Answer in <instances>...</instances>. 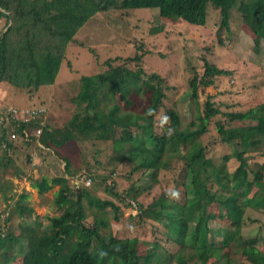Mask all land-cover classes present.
Returning <instances> with one entry per match:
<instances>
[{"label":"trees","instance_id":"obj_1","mask_svg":"<svg viewBox=\"0 0 264 264\" xmlns=\"http://www.w3.org/2000/svg\"><path fill=\"white\" fill-rule=\"evenodd\" d=\"M210 6L220 13L218 45H223L220 33L230 32L231 14L238 9L253 51L264 53V0H0V20L5 18L0 29V89L7 84L33 96L40 89L54 85L68 44L98 13L122 12L121 16H126L129 10L154 9L159 23L183 21L203 28ZM161 31L163 28L156 25L149 29L152 34ZM144 51L140 45L133 56L107 59L101 73L81 77L78 92L70 98L76 111L62 127L54 129L47 119L42 127L44 120L39 115L16 127L13 140L10 138L13 123L3 120L0 176L9 175L16 142L27 154L31 147L37 148L38 140L32 133L39 128H42L40 143L50 150L76 142H111L119 164L129 163L130 174L142 172L151 179L158 178L165 169L163 165L168 166L169 160L177 157L182 163L179 198L162 194L147 206L137 204L138 218L159 223L171 249L153 242L149 261L140 260L134 250L138 240L121 239L108 228V209L118 221L119 208L109 199L97 198L89 189L98 179L104 191L114 198L120 201L128 198L136 203L138 188L132 185L124 194H117L116 184L110 178L116 174L115 170L107 177L95 174L92 178L89 173L88 187L70 186L64 175L74 177L77 171L70 170L71 158H64L63 176L50 181L42 178L32 185L39 195L58 186L53 204L64 209L62 215L49 219L43 229L24 221L18 234L9 229L11 218L3 222L0 218V264H16L18 260L21 264H190L192 261L193 264H236L237 256L243 257L246 264H264V238L256 234L245 239L242 235L248 219L246 213L264 212V102L245 112L226 113L225 124L215 123L216 130L223 133L222 142L230 145L232 152L214 165L206 158L200 138L208 132L210 120L220 110L210 99L201 105L199 93L213 87L217 80L232 76V71L219 68L205 56L201 58L200 71L196 67L190 69L188 96L197 109V120H191L183 128L175 105L165 106L169 102L165 80L156 73H147L141 66L147 54ZM161 110L163 114L159 117ZM232 123L241 125L231 127ZM115 128L133 129V133L111 138ZM22 131L29 133L27 138ZM258 151L261 160L254 155ZM231 162L237 163L232 171L228 169ZM25 164L29 166L30 155ZM131 203L127 205L132 207ZM213 205L224 212L215 213ZM20 210L22 219L33 214L25 205ZM89 217L93 219L92 226L85 223ZM220 219L226 221V228L213 231L209 223ZM258 231L264 233V224ZM216 235L221 240L213 241L211 237ZM256 257H260L259 262ZM212 258L218 260L210 263Z\"/></svg>","mask_w":264,"mask_h":264},{"label":"rangeland","instance_id":"obj_2","mask_svg":"<svg viewBox=\"0 0 264 264\" xmlns=\"http://www.w3.org/2000/svg\"><path fill=\"white\" fill-rule=\"evenodd\" d=\"M128 12L126 16H121L123 15L122 12L94 15L79 29L73 41L68 44L66 58L61 64L54 85L47 87L45 90L42 89V92L46 94L41 97L40 103L45 105L47 109L48 123L51 127L59 128L64 126L67 120L74 115L76 109L70 102V98L78 92L81 77L101 73L104 70L102 64L105 60L116 57H131L134 55L135 48L142 45L147 54L143 57L141 66L147 73H156L165 80L166 85L169 87V90L166 91L168 94L167 101L169 102H166L165 106L172 107L173 104L175 105L184 128L190 124L191 120H197V109L188 96L190 69L196 67L200 71L201 58L205 56L209 62L219 68L232 71V76L217 80L213 87L206 88L199 93L201 105L210 99L220 110V114L210 120L208 132L200 138V142L206 148V158L211 159L214 165H218L224 155L231 154L232 149L230 145L222 142L223 133L216 130L215 123L220 121L225 124L226 113L245 112L264 102V53L261 55L253 51V46L247 38L248 35L245 33L238 9L233 10L231 14L230 32L228 34L226 32L220 33L223 41L222 46L217 43V26L220 22V13L218 9L212 6L208 8L207 24L203 28L189 25L183 21L159 23L155 18L156 10L154 9L129 10ZM4 25L5 18L0 20V29ZM155 25L162 27L163 31L155 34L150 33L149 29ZM7 26H5V29ZM22 93L24 92L3 84L0 89V106H2L0 113L6 111L4 106L29 103L27 97L21 96ZM133 108L134 106L131 109L133 110ZM162 114L163 111L161 110L159 117ZM239 125L241 124H230L231 127ZM124 133L132 134L133 129L115 128L111 138L119 139L121 134ZM31 149L33 150V148ZM45 149L41 150L44 152L50 151V156L54 155V159H50V162L54 161L51 168L52 172H44L45 178L49 181L52 178L64 175L62 173L65 168L63 156L71 158L70 170L77 171L75 174L80 176L86 177L90 173L93 175L92 178H95V174L107 177L112 170H115L116 174L110 178L116 184L114 191L117 194H124L132 185L138 188L139 191L136 196L138 199L135 203L128 198L125 201L114 198L104 191V187L100 185L98 179H95V182L89 187L94 196L100 199H109L119 208L116 214L118 221L113 218L115 213L108 209L106 217L108 228L110 227V232L121 239L136 238L138 245L136 248L134 247V250L140 260L149 261L150 252L153 251V244H151L153 242H159L164 248L171 249L172 245L165 242L163 238V227L159 223H153L150 220L141 221L138 218L140 215L137 204L141 203L143 206H147L162 194L172 197L170 193L173 191L180 195L182 188L178 185V180L182 163L177 157L171 158L168 166L167 163L163 165L165 169L159 172L158 178L151 179L147 178L142 172L130 174L131 165L129 163H126V165L118 163V158L114 157L116 152L113 150L112 143L108 141L76 142L64 146L63 149ZM55 151L57 153L53 154L52 152ZM30 154L37 155L40 162L45 161L46 155L41 154L40 151L32 152L30 150L28 154L26 152L25 155L21 154L23 157L20 160L21 169L15 162L20 174L25 171L23 167L25 156L27 157ZM254 155L258 160L262 159L260 151ZM236 165V162H231L228 169L232 171ZM37 166L43 165L37 163ZM16 174L17 170L11 167L9 175L0 176L2 178L0 180V218L2 222L7 217L11 218L9 222L10 231L16 234L20 233V226L24 221L27 224H32L31 226L42 228L47 226V218L49 220L62 215L64 209L56 208L53 205L58 186L53 187L43 195L36 196L35 193H31L30 179L32 176L30 175L29 185H25L27 180L24 178V173H22L23 176H16ZM64 176L71 184L70 180L74 177ZM41 178V175H39L38 179ZM262 181H264V178ZM108 183H110V180H108ZM25 194L26 199L20 198ZM179 195L175 199L179 198ZM128 202L134 203H131L132 207L127 205ZM24 205L34 212L27 219H22L20 216V207ZM86 210L87 208H85ZM214 212L222 214L224 211L218 205H215ZM88 213L86 211V214ZM245 217L248 219L242 227L244 238H254L256 234H260L261 238H264V233H261L263 230L258 231V227L264 224V212L249 210ZM85 223L92 226V217L87 218ZM209 225L213 228V231L217 229L222 231L226 228V221L223 219L218 220V222L211 221ZM211 238L213 241L221 240L217 235ZM260 244L262 245V243ZM187 252L190 253V251ZM220 257L224 258L225 254ZM236 258V264H246L243 257L237 256ZM11 259L14 258L11 257ZM256 259L258 262L260 261V257H256ZM217 260L212 258L209 262L212 263ZM19 261L16 264H21ZM190 264H193V261Z\"/></svg>","mask_w":264,"mask_h":264},{"label":"crops","instance_id":"obj_3","mask_svg":"<svg viewBox=\"0 0 264 264\" xmlns=\"http://www.w3.org/2000/svg\"><path fill=\"white\" fill-rule=\"evenodd\" d=\"M60 67H61V65H60ZM60 70V69H59ZM58 75V74H57ZM42 89H40V91H38L35 95H33V96H29L28 94H26V93H22L21 94V96H23V97H27L28 99H29V103L27 102L26 104H19V105H7V106H4V107H10V108H14V109H17V110H21V109H30V108H32V107H36V108H40V109H42L43 111H44V114H42V118H43V120L44 121H42V124H43V122H45V120L47 119V109H46V107L44 106V107H41V106H39V104H40V100H42V98L40 97V99L38 98L39 97V95H42V96H45V95H43L42 94ZM44 94H46V93H44ZM38 98V99H37ZM46 98H47V96H46ZM45 98V99H46ZM25 99V98H24ZM1 109H2V106H0V111H1ZM0 115L2 116L3 115V112H1L0 113ZM5 121H7V120H5ZM42 127H44L43 125H42ZM54 129H57V127H55ZM13 132H15V130H14V128H13V125H12V129H11ZM19 135V134H18ZM38 141L36 142V144H37V148H33V150L31 149V151L33 152V151H42L41 149H45L44 148V146L40 143V140H41V138L39 137L38 139H37ZM95 142V141H94ZM99 142H101V141H99ZM16 145H18L17 147H15L14 149H16L15 151H14V153L12 154V158H13V160H12V162H11V165H12V167L13 168H15V170H17V174H16V176L17 175H21L22 173H24V178L27 180V182L25 183V185H29L28 184V182H29V178H30V175L32 176V178L30 179L31 180V182H30V184H31V189H32V192L31 193H35V195L36 196H40L39 194H38V192H37V190L35 189V188H33V182H35V181H37V180H40V179H38V177H39V175H41V177L42 178H45L46 177V175L44 174V172L45 171H49L50 173L52 172V170H51V168L53 167V163H54V161L53 162H50V159L52 160V159H54V155L52 156H50V151H48V152H44L43 153V151L42 152H40L41 154H44V155H46V157H45V161H39V159L37 158V155H35V154H30V164H29V166H26V164L25 165H23V167L25 168V171L27 170V172H25V171H23L21 174H20V171L16 168V166H15V162H16V164L20 167V169H21V159L23 158L22 156H21V154H24L25 155V151L23 150V149H21V146H20V144L19 143H17L16 142ZM70 147H72V146H70ZM32 148V147H31ZM48 148H46L45 150H47ZM61 149H63V148H61ZM30 151V150H29ZM53 154H55V153H57L56 151L55 152H52ZM62 158H69V157H63L62 156ZM25 159H26V156H25ZM37 163H41L43 166H37ZM37 166V167H36ZM36 167V168H35ZM44 167V168H43ZM63 172V171H62ZM25 173L27 174V176L25 177ZM77 176H79V175H77ZM76 176V177H77ZM76 177H74V178H72V180H70L71 181V184L70 185H73V183H74V181H75V179H76ZM41 178V179H42ZM50 178H51V176H50ZM71 178V177H70ZM57 187V186H56ZM59 188V187H58ZM58 191V190H57ZM56 191V192H57ZM26 195V194H25ZM21 198V197H20ZM27 198V197H26ZM54 200V199H53ZM38 204H39V202H38ZM47 204V203H46ZM54 205V204H53ZM55 206V205H54ZM31 209V208H30ZM34 209H36V208H34ZM32 210V209H31ZM32 212H33V210H32ZM33 214H34V212H33ZM55 218V217H54ZM47 221H48V218H47ZM8 225H9V223H8ZM45 227V226H44ZM44 227H42L41 229H43ZM4 230L6 229V227L5 228H3Z\"/></svg>","mask_w":264,"mask_h":264},{"label":"built area","instance_id":"obj_4","mask_svg":"<svg viewBox=\"0 0 264 264\" xmlns=\"http://www.w3.org/2000/svg\"><path fill=\"white\" fill-rule=\"evenodd\" d=\"M5 108L6 111H3V115L0 116V124H2L3 120H9L13 123L14 130L16 129V127L18 128L22 124L27 123L30 120L35 119L37 116L44 114V111L40 108L22 109V110H17L10 107H5ZM21 133H24V131H22ZM24 134L25 137L27 138L29 133L28 134L24 133ZM32 134L38 139L42 134V128L35 130ZM10 138L13 140L16 138L14 132H12ZM73 184L76 187H78L79 184H83L84 186L88 187L90 186V180H88V178L85 176L79 175L76 177Z\"/></svg>","mask_w":264,"mask_h":264},{"label":"clouds","instance_id":"obj_5","mask_svg":"<svg viewBox=\"0 0 264 264\" xmlns=\"http://www.w3.org/2000/svg\"><path fill=\"white\" fill-rule=\"evenodd\" d=\"M170 195L173 196V197H178L179 194H178L177 192H174V191H173V192L170 193ZM133 204H134V203H133Z\"/></svg>","mask_w":264,"mask_h":264},{"label":"water","instance_id":"obj_6","mask_svg":"<svg viewBox=\"0 0 264 264\" xmlns=\"http://www.w3.org/2000/svg\"><path fill=\"white\" fill-rule=\"evenodd\" d=\"M0 12H1V9H0ZM6 14H8V15H9V13H6ZM10 23H11V21H9V24H8V26L10 25ZM8 26H7V27H8ZM5 30H6V29H5ZM5 30H4V31H5Z\"/></svg>","mask_w":264,"mask_h":264}]
</instances>
